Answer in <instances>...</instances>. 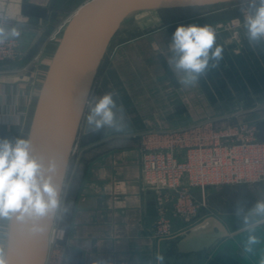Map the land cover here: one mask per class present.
<instances>
[{"label":"crops","instance_id":"crops-1","mask_svg":"<svg viewBox=\"0 0 264 264\" xmlns=\"http://www.w3.org/2000/svg\"><path fill=\"white\" fill-rule=\"evenodd\" d=\"M86 1L60 10L63 0H0V21L21 32L18 56L0 61V137L28 138L63 28ZM244 7L243 0H233L158 9L166 14L150 28L145 20L115 34L91 97L117 91L128 127L90 133L85 107L54 220L64 230L63 264H158L157 252L165 256V264H260L264 226L255 233L260 243L252 253L244 251L248 233L236 247L230 242L242 232V215L264 200V182L207 188L204 193L191 188L197 200L204 198L205 207L188 220L174 218L173 232L157 238L151 229L156 215H149L147 206L153 200L157 208L158 194L144 188L140 177L141 144L157 132L213 118L218 108L264 104V42L250 45L243 25L235 30L217 27L239 16ZM193 23L215 29L223 58L216 67L210 61L195 87L184 88L178 82L182 73L169 66L168 45L178 25ZM167 193L171 208L173 192ZM9 224L0 222L5 248Z\"/></svg>","mask_w":264,"mask_h":264},{"label":"clouds","instance_id":"clouds-1","mask_svg":"<svg viewBox=\"0 0 264 264\" xmlns=\"http://www.w3.org/2000/svg\"><path fill=\"white\" fill-rule=\"evenodd\" d=\"M247 7L241 8L243 27L250 45L264 42V0H243ZM16 27L6 28L0 21V45L9 39H19ZM217 33L211 25H178L168 45L171 57L169 66L178 74V82L184 88L195 87L210 67L218 66L223 49L216 43ZM87 97V96H85ZM115 90L97 97L84 99L87 107L86 126L90 133L102 129L123 132L125 109L118 103ZM60 162L55 156L47 159L36 154L30 138L0 137V222L23 224L30 236L45 231L44 222L52 217L62 204V184L58 180ZM67 211V209H65ZM240 215V209H237ZM264 226V200H259L242 215L241 231L248 233L244 251L253 252L260 240L255 234ZM155 260L165 264V256L157 252ZM6 248L0 244V264H9ZM260 264H264V257Z\"/></svg>","mask_w":264,"mask_h":264},{"label":"water","instance_id":"water-1","mask_svg":"<svg viewBox=\"0 0 264 264\" xmlns=\"http://www.w3.org/2000/svg\"><path fill=\"white\" fill-rule=\"evenodd\" d=\"M233 0H88L63 28L45 75L34 111L29 136L36 154L60 162L58 180L64 184L69 159L93 83L115 27L136 11L183 8L226 3ZM87 96V97H85ZM257 138L264 139V119L256 122ZM156 215L155 201L147 206ZM56 213L47 219L45 231L30 236L26 227L10 221L6 250L9 264H45L50 232ZM247 234L241 232L230 242L237 246Z\"/></svg>","mask_w":264,"mask_h":264},{"label":"built area","instance_id":"built-area-1","mask_svg":"<svg viewBox=\"0 0 264 264\" xmlns=\"http://www.w3.org/2000/svg\"><path fill=\"white\" fill-rule=\"evenodd\" d=\"M243 19L241 13L217 27L235 30L243 25ZM17 56L16 39L0 45V61ZM207 123L201 121L188 127L159 131L158 139L151 137L141 144L142 185L158 194L156 216L151 223L152 233L157 238L173 232L174 218L188 220L205 207L204 198L197 200L189 191L191 188L204 193L207 188L264 182V139L257 138L256 125L228 124L220 130ZM167 191L173 192L171 208ZM63 237L64 230L54 232L52 227L50 242ZM54 257V264H63V248L55 251Z\"/></svg>","mask_w":264,"mask_h":264},{"label":"rangeland","instance_id":"rangeland-1","mask_svg":"<svg viewBox=\"0 0 264 264\" xmlns=\"http://www.w3.org/2000/svg\"><path fill=\"white\" fill-rule=\"evenodd\" d=\"M79 1H83V0H63L62 3H63L64 7H63V9H60V10H64V9L71 10L74 2L79 3ZM165 12L166 11H161V10L160 11L159 10L158 11H153V10L136 11L133 14H131L130 16H128L123 21L122 24L115 27L113 34H112V36H114L113 41H112V43L109 44V46L106 49V52L104 53V55L102 57L101 63L99 65V68L97 71V75H99L100 70L105 63L107 56L110 54V52L113 48V44H115V39L117 38L115 36V34L121 28H124V27L130 28L134 24H136V22H143L145 20H146V22H149L147 24H150V26L146 27V28H150L153 25V23L159 21L160 18L164 17V15L166 14ZM155 26L156 25H154L153 27H155ZM128 37H131V36L130 35H123L121 38L126 39ZM93 87H94V83H93ZM93 87H92V90L90 93V98L92 96V92L94 91ZM213 114H214L213 118L207 119V117L205 116L206 119L204 121L208 122L207 124H211L216 129L223 130L228 124H236V123H244L248 127H251V126L255 125L258 120H261V118L264 119V104L263 103H257V104H252V105L241 104L240 107H237L235 109H228V110H227V108H224V109L218 108V110L214 111ZM53 227H54V232H56L57 229H62L57 225V223H54ZM64 238H65V236L60 240H52L50 242L49 251H48L49 253L47 255V259H48L47 263L48 264H54L55 263V259H56V257H54L55 251H57L59 248H63L62 243H63Z\"/></svg>","mask_w":264,"mask_h":264},{"label":"bare ground","instance_id":"bare-ground-1","mask_svg":"<svg viewBox=\"0 0 264 264\" xmlns=\"http://www.w3.org/2000/svg\"><path fill=\"white\" fill-rule=\"evenodd\" d=\"M7 240V239H6Z\"/></svg>","mask_w":264,"mask_h":264}]
</instances>
